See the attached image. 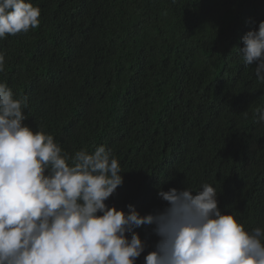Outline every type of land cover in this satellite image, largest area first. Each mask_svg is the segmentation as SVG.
<instances>
[{"label": "trees", "instance_id": "obj_1", "mask_svg": "<svg viewBox=\"0 0 264 264\" xmlns=\"http://www.w3.org/2000/svg\"><path fill=\"white\" fill-rule=\"evenodd\" d=\"M27 2L40 23L0 40V83L27 97L23 123L69 157L111 150L123 184L108 207L143 217L166 207L159 190L209 184L221 214L264 228V83L239 53L264 0ZM133 231L144 264L158 237Z\"/></svg>", "mask_w": 264, "mask_h": 264}, {"label": "clouds", "instance_id": "obj_2", "mask_svg": "<svg viewBox=\"0 0 264 264\" xmlns=\"http://www.w3.org/2000/svg\"><path fill=\"white\" fill-rule=\"evenodd\" d=\"M39 16L27 0H0V40L37 28ZM242 44L244 65L256 62L264 83V21ZM4 66L0 53V72ZM25 108L27 97L0 83V264H135L145 245L133 229L143 225L158 237L144 264H264V228L249 232L221 214L209 184L159 190L166 207L143 217L132 205L108 207L123 184L111 150L101 145L69 157L52 135L23 123ZM256 113L264 124V110Z\"/></svg>", "mask_w": 264, "mask_h": 264}]
</instances>
